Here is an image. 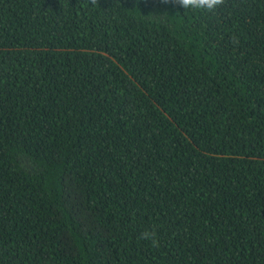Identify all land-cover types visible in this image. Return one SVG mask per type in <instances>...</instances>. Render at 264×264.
Segmentation results:
<instances>
[{"label":"trees","instance_id":"obj_1","mask_svg":"<svg viewBox=\"0 0 264 264\" xmlns=\"http://www.w3.org/2000/svg\"><path fill=\"white\" fill-rule=\"evenodd\" d=\"M0 264H264V0H0Z\"/></svg>","mask_w":264,"mask_h":264},{"label":"clouds","instance_id":"obj_2","mask_svg":"<svg viewBox=\"0 0 264 264\" xmlns=\"http://www.w3.org/2000/svg\"><path fill=\"white\" fill-rule=\"evenodd\" d=\"M93 4L96 0H91ZM183 9L213 12L225 3V0H174ZM148 233H143L142 238H148Z\"/></svg>","mask_w":264,"mask_h":264}]
</instances>
